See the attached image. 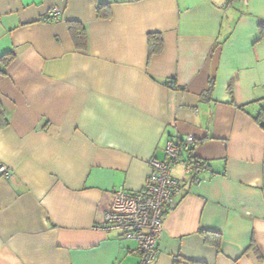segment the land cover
Segmentation results:
<instances>
[{"label":"crops","instance_id":"1","mask_svg":"<svg viewBox=\"0 0 264 264\" xmlns=\"http://www.w3.org/2000/svg\"><path fill=\"white\" fill-rule=\"evenodd\" d=\"M226 2L0 0V57L13 54L0 64V264H140L134 241L98 226L185 136L204 167L173 165L150 264H264V0Z\"/></svg>","mask_w":264,"mask_h":264},{"label":"built area","instance_id":"2","mask_svg":"<svg viewBox=\"0 0 264 264\" xmlns=\"http://www.w3.org/2000/svg\"><path fill=\"white\" fill-rule=\"evenodd\" d=\"M247 0H227L225 7ZM58 8L51 10L54 16ZM194 143L192 136L177 137L165 146V159L149 161L150 173L144 189L129 194L123 189L116 190L104 213L103 222L98 226L102 231H118L128 240L136 243V252L140 254V264H150L157 253V240L162 231L161 216L164 208L173 204L174 193L178 190L177 182L171 177L173 165L182 163L186 172L201 170L200 162L182 159L188 154ZM3 177L9 175L7 167L0 166Z\"/></svg>","mask_w":264,"mask_h":264},{"label":"trees","instance_id":"3","mask_svg":"<svg viewBox=\"0 0 264 264\" xmlns=\"http://www.w3.org/2000/svg\"><path fill=\"white\" fill-rule=\"evenodd\" d=\"M102 16H106V14H104ZM68 29H69V33L71 35V38H72V41H73L75 48L79 51L84 52L87 48V37H86V31L83 28V26L77 22H69ZM259 35H260V38H262L264 36V27L259 28ZM147 42H148V54H149V56L161 52V50H162V39H161V36L159 34H148ZM12 58H13V54L11 52H7L0 57V64L6 65L7 63L10 62V60ZM167 84H168V82H167ZM169 85L173 86L172 82H169ZM206 92H207V95L209 96V94H208L209 90ZM262 119H264V108L261 109L259 116L256 118L257 121H260ZM7 124H8L7 117L5 115V112H4L1 104H0V129L5 128L7 126ZM190 151H191V149L189 150V153L186 155L187 160L192 161V162H194V161L200 162L199 160L195 159L194 157H192L190 155ZM200 164H201V167H204L203 163L200 162ZM195 172H197V171H195ZM199 234L203 237L205 242H207L208 244H211L216 248L219 247V238H218V234L216 232L201 229V230H199ZM213 237H215V238H213ZM172 264H204V263L188 260V259L183 258L181 256H177V257H175Z\"/></svg>","mask_w":264,"mask_h":264}]
</instances>
